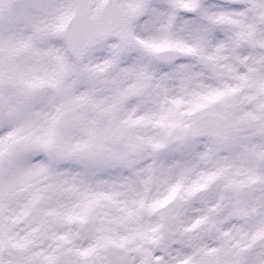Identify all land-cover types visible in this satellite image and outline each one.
<instances>
[{
    "label": "snow or ice",
    "instance_id": "1",
    "mask_svg": "<svg viewBox=\"0 0 264 264\" xmlns=\"http://www.w3.org/2000/svg\"><path fill=\"white\" fill-rule=\"evenodd\" d=\"M0 264H264V0H0Z\"/></svg>",
    "mask_w": 264,
    "mask_h": 264
},
{
    "label": "clouds",
    "instance_id": "2",
    "mask_svg": "<svg viewBox=\"0 0 264 264\" xmlns=\"http://www.w3.org/2000/svg\"><path fill=\"white\" fill-rule=\"evenodd\" d=\"M135 33L137 35H141V36L146 35L143 32L141 25H139V24L135 27ZM107 58H108V52L106 50L102 51L100 49H97L94 56L92 57L94 63L95 62H103V60L107 59ZM150 62H151L150 58L144 56L142 51L138 50L137 48H135L133 46L128 50V52L122 58L121 64L118 66L117 70L112 73V75H117L119 72V69H121V68H128V67L136 65L138 63L139 64H148ZM154 66H156V65L154 64ZM159 74L160 73H158L157 75L159 76ZM45 103H46V101H44V100L40 101L38 103V107H43Z\"/></svg>",
    "mask_w": 264,
    "mask_h": 264
}]
</instances>
